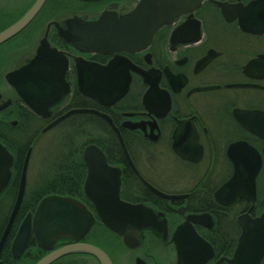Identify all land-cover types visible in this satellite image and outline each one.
<instances>
[{
    "label": "flooded vegetation",
    "instance_id": "af4514ba",
    "mask_svg": "<svg viewBox=\"0 0 264 264\" xmlns=\"http://www.w3.org/2000/svg\"><path fill=\"white\" fill-rule=\"evenodd\" d=\"M35 1L0 0V33ZM188 1L44 0L25 26L0 42V143L13 156L10 183L15 179L16 192L28 148L52 129H64L60 144L77 155V165L68 162L72 169L65 171L57 170L59 159L36 157L38 177L51 178L53 189L61 177L75 178V187L41 197L32 190L27 198L24 189L0 264H39L47 257H52L47 264H102L78 249L82 246L101 251L108 264H198L188 259L196 237L208 247L204 264H230L241 233L238 218L264 213V0H201L190 8ZM142 3L143 15L169 18L150 37L151 28L134 19L142 17ZM155 5L162 11H153ZM71 20L101 21L102 34L96 43H67L59 33H66ZM48 50L58 56L47 58ZM25 62H65L66 95L39 113L25 106L8 82ZM76 109L87 111L44 131ZM25 131L33 134L24 138ZM24 140L29 144L14 171V149ZM89 146L98 154L85 157ZM253 172L251 197L246 179ZM114 179L120 182V202L150 211L139 218L144 224L124 228L122 235L103 224L85 193L111 191L101 185ZM224 185L228 190L219 191ZM7 188L0 195V212L9 204L0 217L2 232L15 200L6 196ZM243 192L247 197L232 199ZM46 195L77 201L94 222L78 240L59 239L49 249L30 233L23 249L13 253L20 224Z\"/></svg>",
    "mask_w": 264,
    "mask_h": 264
},
{
    "label": "water",
    "instance_id": "95a60500",
    "mask_svg": "<svg viewBox=\"0 0 264 264\" xmlns=\"http://www.w3.org/2000/svg\"><path fill=\"white\" fill-rule=\"evenodd\" d=\"M43 1L44 0H36L19 21H17L8 30L0 33V42L25 26V24L38 11ZM161 1L162 0H152V2L156 4L160 3ZM189 1V5H187L188 8L192 7L193 5H198L201 0ZM144 6V3H142V7L140 8L142 17L135 16L134 19L135 23L141 21L139 26L151 28V31L148 34L150 37L154 29L166 23L169 18L163 14H152L150 16H145L143 15V11L146 10ZM152 10H157V12H159L162 11V8L155 5ZM68 22H71V26L68 25V30H66V33H59V36L67 43H79L78 45L82 43H96L98 36L102 34L98 31V28L102 26L100 23L101 21L94 20L84 22L80 20H71ZM134 26H136V24ZM70 27H72L71 30L69 29ZM56 28L59 29L60 26H56ZM107 32L108 31L103 32V34H108ZM124 36L128 38L131 36V34L125 33ZM125 42H130V40L126 39ZM39 51L40 52L38 56L39 58H42L44 55L43 51ZM46 54H48L46 57L50 59H54L58 56L52 50H48ZM64 67L65 62H25L21 68L9 74L8 82L17 92L18 96L22 99L24 105L34 113H39V108L42 107L44 109H48L66 95L68 90L66 85L64 86L62 83V68L64 69ZM127 86L128 82L122 85L118 91V96L127 90ZM78 87L79 90L83 92L80 82H78ZM86 111L87 110L82 109L71 110L61 116L55 122H52L47 127H45L44 131L48 130L58 121L66 118L69 115ZM95 150L96 149L94 146L87 147L85 150V157L86 155L88 156L91 154H98ZM30 152L31 148H28L24 157L15 200L0 238V250L15 219L23 197L25 189L26 168ZM12 163V154L2 143H0V195L10 183L12 177ZM254 174L255 172H253L252 175L246 179L249 190L248 194L251 197L254 196ZM119 185V179H114V182L112 183L104 182L101 185L102 187H113L111 191H107L106 189H86L85 193L87 197L94 203L97 215L103 224L111 231L122 235L124 228L127 230H130L131 228L137 230L140 225L144 224V222L139 221L140 216L142 217L145 214L147 217V215L150 214V211L139 205H128L120 202L118 198ZM85 186L87 187V185ZM227 188L228 186L224 185L219 191L224 192L228 190ZM231 196L232 199H234L236 196L247 197L246 193L244 192L235 193ZM126 219H129L130 224L124 222L127 221ZM136 219H138V222L136 221V224H132L131 221ZM93 222L94 218L89 213V211H87L77 201L66 196H44L37 203L32 217L30 214L26 215L20 224L13 240L12 252L14 253L23 249L30 233L34 235L37 243L41 247L47 249H49L51 245L59 239L67 238L76 241L89 230ZM238 222L240 224L241 233L238 238L237 247L234 251L232 259L229 260V263L259 264L264 253V213L256 218H251L247 214L242 215L238 218ZM194 240L196 245L194 247L193 253L188 255V259L191 261H196L198 259V264H204L207 258L206 253L203 254V252L208 250L207 244L200 237L199 239L196 237ZM78 249L88 251L100 259L102 264H108L105 259V255L98 249L91 246H82L78 247ZM195 251L198 253V258ZM211 252L212 251H210L209 256L211 255ZM51 259L52 257H47L39 264H47Z\"/></svg>",
    "mask_w": 264,
    "mask_h": 264
},
{
    "label": "rangeland",
    "instance_id": "374dc122",
    "mask_svg": "<svg viewBox=\"0 0 264 264\" xmlns=\"http://www.w3.org/2000/svg\"><path fill=\"white\" fill-rule=\"evenodd\" d=\"M31 134H33L32 131L29 132L25 131L24 138H26L27 135L30 136ZM61 135L62 136L65 135V131L59 126L52 129L51 132L47 133L36 143L35 142L32 143L31 145L32 150L30 153L29 166L26 176L27 179H26V188H25L24 197L27 198L29 194L32 192V190L39 192L42 189L43 185L45 186L47 182L52 181L51 178H47L44 176L38 177L36 173L37 169L35 170L36 167L35 165L33 166V164L38 155H43V157H45L47 160H55L56 156L59 157V160L61 159L58 154H61V152H64L66 149L63 143L60 144V140L62 138L61 139L59 138L61 137ZM10 200L8 201L10 202ZM8 206L9 204L1 207L0 215L2 213H5V209L7 210ZM2 216H4V214H2L0 217Z\"/></svg>",
    "mask_w": 264,
    "mask_h": 264
},
{
    "label": "trees",
    "instance_id": "16d2710c",
    "mask_svg": "<svg viewBox=\"0 0 264 264\" xmlns=\"http://www.w3.org/2000/svg\"><path fill=\"white\" fill-rule=\"evenodd\" d=\"M29 143H27L25 140L23 142V144H21L17 149L15 148H12L14 150H16V162L14 163V171H16L17 169L15 168V165H17V161H19L21 159V157L23 156L24 154V151L26 149V147L28 146ZM73 145H78V144H73ZM60 156V160H59V166H61L60 168H57V170L59 171H65V170H71L72 166L68 168V162H71L73 166H76L75 165V160L77 158V155L74 153L72 155L69 154L68 152V146L66 147L65 151L64 152H61V154H58ZM59 159V157H57ZM56 158V159H57ZM75 169H78V166L77 168ZM74 180L75 178H65V177H61V178H58L56 179V184H55V187L53 189V187L51 186V182H47L45 184V186L43 185L42 186V189L38 192L39 193V196H43L45 194H49L50 192H55V193H58V194H61V191L66 188V187H75L74 185ZM71 181V182H69ZM6 196H8L10 199H12L13 197H15V193H16V186H15V179L13 181V183L11 182L9 185H8V188H7V192H6ZM70 195L72 196H75L76 193H74L73 191L70 193ZM22 209V207H21ZM9 211H7V214H8ZM23 215V213L21 212L20 210V213L18 215V218H20L21 216ZM5 219H3L4 221ZM3 226H4V222L0 223V234L2 232V229H3Z\"/></svg>",
    "mask_w": 264,
    "mask_h": 264
}]
</instances>
